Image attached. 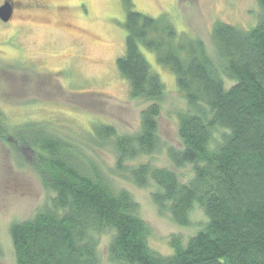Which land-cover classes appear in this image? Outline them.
Segmentation results:
<instances>
[{
  "label": "trees",
  "instance_id": "trees-1",
  "mask_svg": "<svg viewBox=\"0 0 264 264\" xmlns=\"http://www.w3.org/2000/svg\"><path fill=\"white\" fill-rule=\"evenodd\" d=\"M124 3L125 52L115 68L131 98L153 102L140 112L135 135L105 126L97 135L113 140V174L137 187L152 180L159 189L152 200L172 221L190 225L198 207L207 222L184 240L171 236L170 254L162 255L151 248L150 227L138 218L129 192L113 191L77 147L31 135L39 173L55 195L9 227L17 264H99L95 237L108 229L114 236L107 255L119 264H264V18L249 29L214 22L210 37L223 61L219 70L199 37L178 32L164 14L151 17ZM257 3L264 11V0ZM143 51L171 72L193 109L177 116L182 148L166 152L172 167L190 166L185 183L173 170L130 162L157 147V99L164 91ZM222 73L235 79L228 89ZM217 127L226 131L218 139L212 133Z\"/></svg>",
  "mask_w": 264,
  "mask_h": 264
},
{
  "label": "rangeland",
  "instance_id": "rangeland-1",
  "mask_svg": "<svg viewBox=\"0 0 264 264\" xmlns=\"http://www.w3.org/2000/svg\"><path fill=\"white\" fill-rule=\"evenodd\" d=\"M12 1L26 9L15 6L10 22L0 21V264H17L9 234L12 223L30 219L55 195L37 167L31 135L40 134L77 147L107 177L113 191L129 192L138 218L150 227L151 248L169 255L168 239L175 235L184 240L202 229L207 222L203 211L194 208L188 226L176 224L152 200L151 195L159 191L152 180L137 187L113 174L117 160L113 140L96 132L105 126L119 135H135L140 130V112L153 102L131 98L127 81L115 68V59L125 52L124 0H36L42 8L35 12L30 0ZM129 2L135 11L151 17L164 14L178 32L199 37L219 70L223 61L217 58L210 37L214 22L249 29L264 18L257 0ZM143 52L164 91L157 99V147L130 162L173 170L185 183L192 178L190 166L172 167L166 152L169 147L182 148L177 116L193 109L176 89L171 72L151 52ZM221 76L225 89L234 84L235 79ZM223 132L212 129L216 139ZM113 233L108 229L95 237L99 264H119L107 255Z\"/></svg>",
  "mask_w": 264,
  "mask_h": 264
},
{
  "label": "flooded vegetation",
  "instance_id": "flooded-vegetation-1",
  "mask_svg": "<svg viewBox=\"0 0 264 264\" xmlns=\"http://www.w3.org/2000/svg\"><path fill=\"white\" fill-rule=\"evenodd\" d=\"M5 2H7V3H10V5H11V8H12V15H11V18L9 19V20H7V21H2L1 19H0V21L2 22V23H4V24H6V23H8V22H10V20L12 19V16H13V12H14V10L16 9V8H18V7H15V6H19L18 5V3H21V2H18V3H14L12 0H1V2H0V7L3 5V4H5ZM32 2V3H31ZM24 5H26V6H28V3H23ZM29 7H30V9H31V11H36V10H40L41 8H42V6L38 3V2H36V0H30V2H29ZM28 7V8H29ZM19 8H21L20 6H19ZM22 9V8H21ZM24 9H26V7H24L22 10H24Z\"/></svg>",
  "mask_w": 264,
  "mask_h": 264
},
{
  "label": "water",
  "instance_id": "water-1",
  "mask_svg": "<svg viewBox=\"0 0 264 264\" xmlns=\"http://www.w3.org/2000/svg\"><path fill=\"white\" fill-rule=\"evenodd\" d=\"M12 13V8L10 3L5 2V4H3L0 7V19L2 21H7L11 18V14Z\"/></svg>",
  "mask_w": 264,
  "mask_h": 264
}]
</instances>
